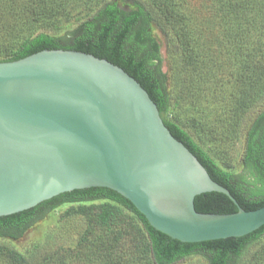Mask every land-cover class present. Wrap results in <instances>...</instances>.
Here are the masks:
<instances>
[{
    "label": "trees",
    "instance_id": "1",
    "mask_svg": "<svg viewBox=\"0 0 264 264\" xmlns=\"http://www.w3.org/2000/svg\"><path fill=\"white\" fill-rule=\"evenodd\" d=\"M28 1L27 10L33 20L49 29L23 33L17 47L0 61L21 59L44 49L76 50L110 61L147 91L171 134L197 157L212 180L229 190L242 209L254 210L264 205V0H72L82 6L74 13L65 9L70 0ZM119 1L128 2L131 8L120 7ZM8 3L10 7H0V11L14 13L18 0ZM57 14L66 21L74 18V25L65 34H59L55 25ZM43 15L51 18L47 20ZM151 24L165 35L170 47H176L181 68L206 70L214 83L220 78L217 73L222 60L234 61L237 95L233 99L232 118L240 121L247 111L259 107L245 132L242 161L250 170L249 179L221 168L185 128L168 118L173 97L166 85V75L158 67V46L148 31ZM96 200L102 202L94 203ZM65 203L85 217L77 246L71 249L58 245L53 250L45 248L38 255H24L0 246V261L177 264L199 255L208 264H234L264 236L262 225L240 237L181 242L154 229L129 200L101 186L73 189L31 208L0 216V236H20ZM194 207L201 213L237 211L229 197L218 191L196 195Z\"/></svg>",
    "mask_w": 264,
    "mask_h": 264
},
{
    "label": "water",
    "instance_id": "2",
    "mask_svg": "<svg viewBox=\"0 0 264 264\" xmlns=\"http://www.w3.org/2000/svg\"><path fill=\"white\" fill-rule=\"evenodd\" d=\"M93 186L116 191L181 242L240 237L264 225V205L242 209L121 67L67 49L0 61V216ZM209 191L228 196L237 211H196L194 197Z\"/></svg>",
    "mask_w": 264,
    "mask_h": 264
},
{
    "label": "rangeland",
    "instance_id": "3",
    "mask_svg": "<svg viewBox=\"0 0 264 264\" xmlns=\"http://www.w3.org/2000/svg\"><path fill=\"white\" fill-rule=\"evenodd\" d=\"M70 1L71 3L65 7L66 11L74 13L82 9L79 3ZM8 2L10 0L2 2L4 4L0 3V7H10ZM118 5L124 9L131 8L128 2L119 1ZM28 6V0H18L14 13L10 10L0 11V58L7 57L17 47L23 33L26 35L27 31L49 29L42 28L39 22L33 20L27 10ZM44 16L43 18L47 20L51 18ZM54 16L59 34L67 33L74 25L72 17L66 21L64 16L58 14ZM148 31L158 46V67L166 75V85L173 97L168 118L185 128L221 168L249 179L250 170L242 161L245 132L259 107L247 111L240 121L232 118L233 99L237 95L234 61L229 62L225 58L222 60L217 73L220 78L214 83L212 78L206 75V70L197 72L190 66L181 68L179 52L176 47L169 46L165 35L155 24H151ZM93 202L100 203L102 200ZM84 226L85 217L71 210V204L65 203L47 213L20 236L14 238L0 236V246L18 250L24 255L25 253L38 255L43 249L53 250L58 245L72 249L77 246V239ZM73 251H76L75 248ZM84 252L87 253L85 248ZM0 264H6V260H1ZM177 264L208 262L203 257L195 255ZM234 264H264V236L251 244Z\"/></svg>",
    "mask_w": 264,
    "mask_h": 264
}]
</instances>
